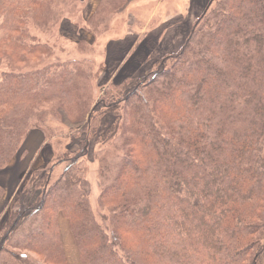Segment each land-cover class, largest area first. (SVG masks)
Here are the masks:
<instances>
[{
  "label": "trees",
  "instance_id": "obj_1",
  "mask_svg": "<svg viewBox=\"0 0 264 264\" xmlns=\"http://www.w3.org/2000/svg\"><path fill=\"white\" fill-rule=\"evenodd\" d=\"M33 7L46 10L38 0H0V64L10 45L43 51L24 41ZM65 66L0 71V169L30 129L22 107L54 99L82 113L79 67ZM122 84L120 157L99 173L106 226L89 203L85 138L54 179L60 161L27 177L39 192L29 200L25 184L3 219L0 264H67L59 214L83 264H264V0H212L176 52ZM104 106L102 98L91 105L82 124L90 133Z\"/></svg>",
  "mask_w": 264,
  "mask_h": 264
},
{
  "label": "rangeland",
  "instance_id": "obj_2",
  "mask_svg": "<svg viewBox=\"0 0 264 264\" xmlns=\"http://www.w3.org/2000/svg\"><path fill=\"white\" fill-rule=\"evenodd\" d=\"M26 1L30 4L32 0ZM100 1L101 0H99L98 5ZM38 2H43L46 10H37L36 7H33V10L29 8L30 13L26 15L22 27L25 31V45L28 46L32 42L39 43L40 46H43V51L34 54H26L24 52L12 50L11 48H13V46L10 45V48L6 52L7 57L9 56V61L2 60L0 71L13 70L25 72L50 64H63L67 65L65 66L67 68L79 67V69H77V75L79 76L80 82L75 86L81 88V92L86 95L81 98V101L85 104L82 113L78 115L69 114L68 111L58 105V102L54 99L43 100L42 103H38L34 108H28V105L22 107L25 113V116L23 115L24 121L28 123L30 128L26 135L33 129L41 131L44 137L43 144L45 147L51 148L52 155L46 166L34 171L28 170L27 173H25L22 177V182L19 183L12 198L11 209L13 208L12 210H14L17 206L16 201L20 193L19 191L26 184L27 177L29 178L31 175L34 177L35 173L33 172L44 168L46 169L53 161H60V164L52 171L51 178L54 179L64 166V162H61V159L67 152L79 150L80 143L86 138V154L81 158V167L84 169V177L88 180L90 186L89 203L97 221L103 226H106L107 222L105 223L102 218L105 211L99 208V173L100 168L106 161L110 160V158H114L112 161L113 166L118 162V158L116 159V157H120L118 148V146H120V141L118 136L120 134L119 127L121 119L118 115V109L122 107V102L118 101L119 96H117V89L122 87L123 81L126 82L129 79H137L148 71L155 69L160 59L169 53H165L162 57L148 58L146 61L147 67L143 73L119 81L118 77H116L114 73L108 72L102 64L101 41L108 37L120 36L124 33L126 16L116 17V14L122 9L124 10L126 5L125 0L120 2V4L117 0H114L113 4L115 5H110L102 9H98L97 5L94 12L86 20L83 19L88 14V11L85 10L86 2L84 0H38ZM183 3L184 0H180L177 3L174 0H168L163 8H158L155 11L154 22L152 23L157 22L161 13H174L180 10ZM211 3L212 0H194L192 3L193 7L190 9V14H196V17L192 20V24ZM143 12V10H132V13L136 14L138 19L144 14ZM65 18L72 19L80 24L77 25V27H81L77 34H74L73 27L66 28L67 31L64 33L65 36L61 34L58 25ZM1 22L2 18H0V25ZM180 28V25L173 27L171 36H177L176 32H179ZM3 34V29L0 27V38ZM14 38L15 36H12V39ZM19 43L23 44L21 42ZM129 88H131V86H128L123 92L120 91L119 95L122 96L126 94ZM97 98H102L106 106L102 107L101 110L96 113L97 123L93 122V125H96V130L95 133H90V129L83 127L82 124L86 121L88 111ZM30 114H32L33 117H31ZM112 125L113 130L107 133L106 138L103 139L102 134ZM23 139L21 141H23ZM21 143L22 142H20L18 147L19 150ZM26 187L29 188L27 197L29 200H34L39 190L34 189L33 186H27V184ZM59 215L63 216L62 214ZM64 219L67 223L66 231L73 241V245L71 244L68 246L64 241V236H62L63 233L60 234L62 236L61 241L66 262L67 264H83L79 258L78 248L71 232L69 222L65 217Z\"/></svg>",
  "mask_w": 264,
  "mask_h": 264
},
{
  "label": "crops",
  "instance_id": "obj_3",
  "mask_svg": "<svg viewBox=\"0 0 264 264\" xmlns=\"http://www.w3.org/2000/svg\"><path fill=\"white\" fill-rule=\"evenodd\" d=\"M84 1L86 2L85 10L88 11L87 16L83 18L86 20L94 12L99 0ZM125 1V11L122 9L116 14V17L126 16L124 33L101 41L102 64L108 72L114 73L119 81L143 73L146 70L148 58L162 57L165 53L177 51L190 31L192 20L196 17V14H190L194 0H184L181 9L174 13L164 11L165 13H161L157 22L155 21L156 23H152L155 11L158 8H163L168 0ZM174 1L177 3L180 0ZM132 10H143L144 14L138 19ZM78 24L77 21L65 18L58 25L59 31L65 36L66 28L73 27L74 34H77L81 29V27H77ZM179 25L181 28L179 32H176L177 36H171L172 28ZM43 138L41 131L31 130L23 139L20 150L12 157L9 164L4 169H0V186L3 189L0 200V226L11 210L12 198L25 173L28 170L34 171L43 168L51 159L52 150L50 147L44 146ZM58 224L64 241L68 246L73 245V241L66 231L67 223L61 215L58 216Z\"/></svg>",
  "mask_w": 264,
  "mask_h": 264
}]
</instances>
